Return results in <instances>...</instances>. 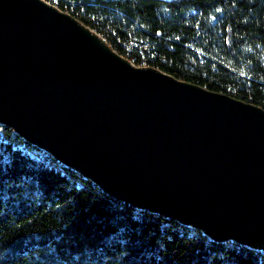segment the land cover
<instances>
[{
  "label": "water",
  "instance_id": "1",
  "mask_svg": "<svg viewBox=\"0 0 264 264\" xmlns=\"http://www.w3.org/2000/svg\"><path fill=\"white\" fill-rule=\"evenodd\" d=\"M0 123L121 201L264 249V107L138 65L45 0H0Z\"/></svg>",
  "mask_w": 264,
  "mask_h": 264
},
{
  "label": "trees",
  "instance_id": "2",
  "mask_svg": "<svg viewBox=\"0 0 264 264\" xmlns=\"http://www.w3.org/2000/svg\"><path fill=\"white\" fill-rule=\"evenodd\" d=\"M138 65L264 107V0H60ZM0 264H264L121 201L0 124ZM23 141L24 143L20 142Z\"/></svg>",
  "mask_w": 264,
  "mask_h": 264
},
{
  "label": "built area",
  "instance_id": "3",
  "mask_svg": "<svg viewBox=\"0 0 264 264\" xmlns=\"http://www.w3.org/2000/svg\"><path fill=\"white\" fill-rule=\"evenodd\" d=\"M47 2H49L50 4H60V0H47ZM0 136L2 138H5V139H11V140H13L5 132H0ZM20 142L24 143L23 141H20Z\"/></svg>",
  "mask_w": 264,
  "mask_h": 264
},
{
  "label": "bare ground",
  "instance_id": "4",
  "mask_svg": "<svg viewBox=\"0 0 264 264\" xmlns=\"http://www.w3.org/2000/svg\"><path fill=\"white\" fill-rule=\"evenodd\" d=\"M46 1V0H45ZM53 5H58V4H53ZM43 149V148H42ZM45 150V149H44ZM47 151V150H46ZM48 152V151H47ZM61 162V161H60ZM64 164V163H63ZM65 165V164H64ZM67 166V165H66ZM70 167V166H68ZM72 168V167H71ZM86 177V176H85ZM88 178V177H87ZM259 250H264V249H259Z\"/></svg>",
  "mask_w": 264,
  "mask_h": 264
},
{
  "label": "rangeland",
  "instance_id": "5",
  "mask_svg": "<svg viewBox=\"0 0 264 264\" xmlns=\"http://www.w3.org/2000/svg\"><path fill=\"white\" fill-rule=\"evenodd\" d=\"M47 1V0H46ZM54 6H57L58 7V5H54ZM0 124H2V123H0ZM59 161V160H58ZM60 162V161H59Z\"/></svg>",
  "mask_w": 264,
  "mask_h": 264
}]
</instances>
